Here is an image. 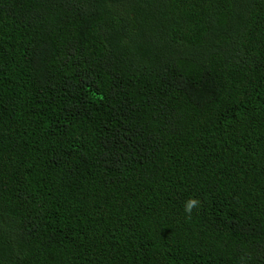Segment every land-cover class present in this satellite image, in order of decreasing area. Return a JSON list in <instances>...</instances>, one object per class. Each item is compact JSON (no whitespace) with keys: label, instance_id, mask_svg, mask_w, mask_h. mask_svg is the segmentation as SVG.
Returning a JSON list of instances; mask_svg holds the SVG:
<instances>
[{"label":"trees","instance_id":"16d2710c","mask_svg":"<svg viewBox=\"0 0 264 264\" xmlns=\"http://www.w3.org/2000/svg\"><path fill=\"white\" fill-rule=\"evenodd\" d=\"M0 264H264V0H0Z\"/></svg>","mask_w":264,"mask_h":264},{"label":"clouds","instance_id":"9594fccd","mask_svg":"<svg viewBox=\"0 0 264 264\" xmlns=\"http://www.w3.org/2000/svg\"><path fill=\"white\" fill-rule=\"evenodd\" d=\"M200 207V201L195 198H189L184 205V212L190 218L193 209H198Z\"/></svg>","mask_w":264,"mask_h":264}]
</instances>
